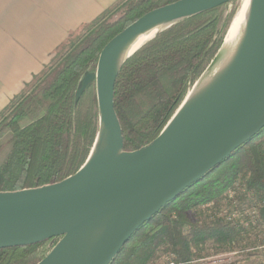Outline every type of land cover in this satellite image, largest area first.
<instances>
[{
	"label": "trees",
	"instance_id": "1",
	"mask_svg": "<svg viewBox=\"0 0 264 264\" xmlns=\"http://www.w3.org/2000/svg\"><path fill=\"white\" fill-rule=\"evenodd\" d=\"M177 1L126 0L115 21L103 20L112 8L69 35L56 51L54 67L36 77L0 116V192L59 183L84 165L99 115L94 82L75 103L79 82L95 72L112 38L145 14ZM239 1L156 33L124 63L114 86L124 151H136L159 136L220 49ZM225 207L236 209L240 221L219 218ZM251 211L254 220L247 216ZM263 225L264 128L140 227L111 264H163L168 254L182 262L231 252L264 255ZM58 240L2 249L0 264H38Z\"/></svg>",
	"mask_w": 264,
	"mask_h": 264
},
{
	"label": "water",
	"instance_id": "2",
	"mask_svg": "<svg viewBox=\"0 0 264 264\" xmlns=\"http://www.w3.org/2000/svg\"><path fill=\"white\" fill-rule=\"evenodd\" d=\"M232 1L179 0L145 14L105 45L95 72L83 77L75 93L77 103L95 83L99 120L88 159L59 183L0 192V250L59 239L38 264H111L140 227L264 128V0H249L230 61L195 89L220 56L233 21L159 136L136 151H124L114 86L124 63L145 42L131 53L129 44L145 32L155 29L153 37Z\"/></svg>",
	"mask_w": 264,
	"mask_h": 264
},
{
	"label": "crops",
	"instance_id": "3",
	"mask_svg": "<svg viewBox=\"0 0 264 264\" xmlns=\"http://www.w3.org/2000/svg\"><path fill=\"white\" fill-rule=\"evenodd\" d=\"M122 0H0V116L48 68L69 35Z\"/></svg>",
	"mask_w": 264,
	"mask_h": 264
},
{
	"label": "bare ground",
	"instance_id": "4",
	"mask_svg": "<svg viewBox=\"0 0 264 264\" xmlns=\"http://www.w3.org/2000/svg\"><path fill=\"white\" fill-rule=\"evenodd\" d=\"M248 5H249V0H246L245 5L242 4L240 9L238 10L237 15L235 16L232 27L229 31V34L226 38L225 45L220 53V56L214 62V64L208 69L207 73L205 76L196 84L195 89H200L204 87L209 81L212 79V77L220 71L232 58L238 41L240 39L241 33L244 28V22L246 18V11L248 10ZM231 26V25H230ZM155 32L154 30L145 32L138 36L136 39H134L128 46L127 52L131 53L134 51L137 47H139L141 44L146 42L148 39H150Z\"/></svg>",
	"mask_w": 264,
	"mask_h": 264
},
{
	"label": "built area",
	"instance_id": "5",
	"mask_svg": "<svg viewBox=\"0 0 264 264\" xmlns=\"http://www.w3.org/2000/svg\"><path fill=\"white\" fill-rule=\"evenodd\" d=\"M210 205H208L209 207ZM219 218L225 219L227 222H235V221H240L241 215L240 213L233 208H222L218 215ZM247 216L250 217V219L254 220L255 219V212L251 211L247 213ZM262 229L264 231V225L262 226ZM233 253V252H231ZM206 258H201V259H195L191 260L189 262H182L178 259V257L174 254H168L163 258V264H234L232 263V259L229 256V253H224V254H218Z\"/></svg>",
	"mask_w": 264,
	"mask_h": 264
},
{
	"label": "rangeland",
	"instance_id": "6",
	"mask_svg": "<svg viewBox=\"0 0 264 264\" xmlns=\"http://www.w3.org/2000/svg\"><path fill=\"white\" fill-rule=\"evenodd\" d=\"M128 1V0H127ZM126 2V0H122L118 5H116L112 10H110L108 12V14H106L103 18V20L105 22H112L115 21V19L118 18V16L120 15L118 13L119 9L121 8V6ZM246 0H240L236 6H239L238 10L240 9V7L242 6V4L245 5ZM238 12V11H237ZM119 14V15H118ZM84 33H80V38H82L84 35ZM82 36V37H81ZM59 59V55L54 57V60H52L50 66L47 69H51L52 67H54V65L57 63V60ZM191 215V214H190ZM257 251H261V249H257ZM249 253H253L256 252V250H249ZM218 256V255H217ZM229 256L232 259V263L234 264H261V262L263 261L264 263V255H253V256H247L244 255L242 256L241 254H238L237 252H233V253H229ZM216 257V256H214ZM162 264V263H160Z\"/></svg>",
	"mask_w": 264,
	"mask_h": 264
}]
</instances>
